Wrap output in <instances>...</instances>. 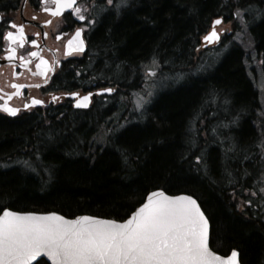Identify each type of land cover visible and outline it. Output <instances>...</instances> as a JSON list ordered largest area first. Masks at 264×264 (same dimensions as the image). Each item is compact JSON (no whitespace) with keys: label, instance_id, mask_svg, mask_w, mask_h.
Here are the masks:
<instances>
[{"label":"trees","instance_id":"obj_1","mask_svg":"<svg viewBox=\"0 0 264 264\" xmlns=\"http://www.w3.org/2000/svg\"><path fill=\"white\" fill-rule=\"evenodd\" d=\"M16 2L0 0V12ZM92 4L101 10L87 43L93 85L84 87L114 94L85 111L0 115V213L123 221L152 191L190 195L209 219L212 251L236 249L241 264H264V227L234 209L264 175L258 97L245 73V44L236 40L243 33L264 56V0ZM218 18L230 35L203 49ZM148 69L150 81L165 82L137 108L133 96ZM123 111L125 123L104 125Z\"/></svg>","mask_w":264,"mask_h":264},{"label":"snow or ice","instance_id":"obj_2","mask_svg":"<svg viewBox=\"0 0 264 264\" xmlns=\"http://www.w3.org/2000/svg\"><path fill=\"white\" fill-rule=\"evenodd\" d=\"M40 2L43 5L46 0ZM54 2V10L47 7L43 10L59 16L64 10L71 9L79 20H85L81 8L76 6L77 0ZM108 3L112 4L113 0H108ZM236 15L239 16V11ZM220 23V19L213 21L214 26ZM11 27L17 28L18 35L9 31L4 38L10 42L18 39L23 44L22 25L11 24ZM80 37L81 29L78 28L74 39L78 41V49L83 51ZM203 39L213 43L219 40V36L213 27ZM31 43L35 45L36 41ZM15 54V48L9 46L7 58L12 59ZM30 55L36 56L37 53ZM22 63L26 62L22 60ZM41 63L46 62L41 60ZM12 87L18 89L21 86L13 84ZM113 91L112 88L101 89V92ZM69 95L75 97L77 93ZM90 95L77 100L75 106L87 107ZM32 103L40 104L41 101L33 100ZM0 108L11 115L17 111L3 105ZM261 192L264 193V188ZM252 194L256 195L255 192ZM244 203L251 204L252 201L245 200ZM208 241L209 219L190 195L169 197L163 192L150 193L147 202L123 223L91 216L70 221L55 213L20 214L7 208L0 215V264H33V261L35 264H47V260L52 264H237L235 249L230 256L221 257L210 250Z\"/></svg>","mask_w":264,"mask_h":264},{"label":"flooded vegetation","instance_id":"obj_3","mask_svg":"<svg viewBox=\"0 0 264 264\" xmlns=\"http://www.w3.org/2000/svg\"><path fill=\"white\" fill-rule=\"evenodd\" d=\"M91 4L92 0L77 1L76 6L81 8L84 21L79 20L71 9L64 10L59 16H52L50 12L44 11V7L55 9L54 0H46L43 5L40 0H17L14 7L0 12V105L16 109L15 117L44 113L56 106H67L79 111L81 109L74 108L77 97L94 93L95 89H90L93 85L91 79L86 77L85 71V65L89 61V56L86 55L88 37L96 25V16ZM45 21L50 23L46 24ZM11 24L22 25L23 44L18 39L10 42L4 38L9 31L18 35L17 28L11 27ZM225 25L229 26L227 23ZM78 28L81 29L86 50L68 51L66 45ZM32 40L36 41L35 45L31 43ZM9 46L16 50L12 59L7 58ZM33 52L37 55H30ZM255 54L260 73L264 76V56L257 52ZM22 60L26 63H22ZM41 60L46 63L42 64ZM38 64L40 68H37ZM45 68L47 71H44ZM84 81H89L90 87H84ZM13 84L21 87L13 88ZM72 92L77 93V97L70 98L69 93ZM53 97L56 99L53 100ZM33 100H39L41 103L33 104ZM94 100L95 96H91L90 106ZM0 115L6 116L1 108ZM257 186L253 191L256 195L252 192L246 198H240L239 206L234 209L243 220L252 219L253 223L264 227V193L259 188H264V180L262 186L261 183ZM245 200L252 203L246 204ZM232 250L220 255L227 257Z\"/></svg>","mask_w":264,"mask_h":264},{"label":"rangeland","instance_id":"obj_4","mask_svg":"<svg viewBox=\"0 0 264 264\" xmlns=\"http://www.w3.org/2000/svg\"><path fill=\"white\" fill-rule=\"evenodd\" d=\"M99 10H101L100 8H95L94 9V14L95 16H97V14H99ZM217 32H222V36H229L230 35V25L226 26V25H221L218 28H216ZM237 41H243L245 46V73L247 75V77L249 78L255 92L257 93V97H258V108H259V115L262 118L261 122H262V126H263V131H264V76L261 75L260 73V67H259V63L257 61V57L256 54L254 53V51L252 50V48H250L249 46H246L245 41H247L246 37L244 36V34H240L237 39ZM152 73L151 69H148L146 71V78L145 80L147 81V83L145 82L144 87L141 91L137 92L134 94L133 99L135 100V106L137 107V105L139 104L140 107L144 106L145 103L151 98L152 96V91L154 89L153 86L155 87V85H162L165 81L164 79H159V81H150V75ZM152 82V83H151ZM151 83V85H150ZM139 107V108H140ZM129 114V113H128ZM128 114H126L124 111L120 114H114L111 118L106 119L104 122V125H108L110 124L111 120H114V123H120L123 124L125 123V120H127L128 118ZM263 160H264V156H263ZM263 180H264V175L260 178V181H258V185L261 186L263 184ZM258 188V186H257ZM260 189H262V187H259Z\"/></svg>","mask_w":264,"mask_h":264},{"label":"water","instance_id":"obj_5","mask_svg":"<svg viewBox=\"0 0 264 264\" xmlns=\"http://www.w3.org/2000/svg\"><path fill=\"white\" fill-rule=\"evenodd\" d=\"M214 21H215V20H214ZM220 21H221V23H222V19H220ZM221 23H220V24H221ZM220 24L214 26V25H213V22H212L210 31L213 30V27L215 28V31H216V27H218ZM210 31H209V32H210ZM209 32H208V33H209ZM208 33H207V34H208ZM207 34H206V35H207ZM217 34H218V33H217ZM218 36H219V34H218ZM80 39H81V37H80ZM81 40H82V39H81ZM218 41H219V40L214 41L213 43H207L206 41H204L203 38L201 39V42H202V44H203V47L211 46V45L217 43ZM71 42H72V43L68 45V51H75V50L80 51V50L78 49V47H77V48L74 47L75 44H78V41L75 40L74 37L72 38ZM88 94H89V93H88ZM88 94H86V95H88ZM110 94H111V93L101 92V90H98V91L95 92V95H97V96L110 95ZM83 96H85V95H83ZM83 96H82V97H83ZM69 97H70V98H74V97L71 96V95H70ZM75 97H77V96H75ZM82 97L77 98V100L81 99ZM90 97H91V95L89 96V101H88V106H87V107H76V106H74V108H75V109H87V108L89 107ZM75 105H76V103H75ZM1 109L3 110V108H1ZM3 111H4V110H3ZM4 112H5V114H6L8 117H10V118H12V117H14V116L16 115V114H15V115H11V114L7 113L6 111H4ZM153 192H163V191L156 190V191H152V192H150V193H153ZM150 193H149V194H150ZM163 193H164V192H163ZM149 194H148V195H149ZM148 195L145 197L143 203H146V202H147V197H148ZM164 195H165V196H169V197H172V196H182V195H168V194H166V193H164ZM143 203H142V204H143ZM142 204H141V205H142ZM197 204H198V202H197ZM141 205H140V206H141ZM198 205H199V204H198ZM140 206H139V207H140ZM139 207H137V208H139ZM137 208H136V209H137ZM136 209H135V210H136ZM135 210H134V211H135ZM9 211H10V210H9ZM134 211H133V212H134ZM201 211H202V210H201ZM12 212H13V211H12ZM133 212H132V213H133ZM2 213H3V210L1 211L0 215H2ZM132 213L130 214V216L132 215ZM20 214H27V213H20ZM32 214H35V215H46V214H48V213H32ZM55 214H56V213H55ZM57 215H59V214H57ZM60 216H61V215H60ZM130 216H129L128 218H130ZM78 217H81V216H76V217H74V218H65V217H64V218H65L66 220H70V221H71V220H75V219L78 218ZM91 217H92V216H91ZM95 218H97V217H95ZM128 218H126L125 220H127ZM97 219H99V220H109V219H102V218H97ZM125 220H123V221H116V220H114V221H116L117 223H123ZM208 244H209V241H208ZM215 254H216V255H219V254H217V253H215ZM230 255H231V254H230ZM230 255H229V256H230ZM219 256H220V255H219ZM221 257H222V256H221ZM45 259L47 260V257H45ZM33 264H35V261H33ZM47 264H52L51 260H47ZM237 264H240L238 255H237Z\"/></svg>","mask_w":264,"mask_h":264}]
</instances>
